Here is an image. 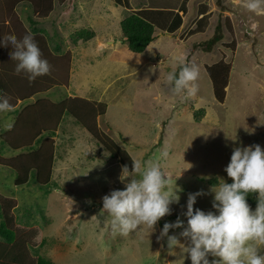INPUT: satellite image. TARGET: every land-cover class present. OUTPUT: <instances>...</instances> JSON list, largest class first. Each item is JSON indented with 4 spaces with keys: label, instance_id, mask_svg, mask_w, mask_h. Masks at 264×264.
I'll list each match as a JSON object with an SVG mask.
<instances>
[{
    "label": "rangeland",
    "instance_id": "rangeland-1",
    "mask_svg": "<svg viewBox=\"0 0 264 264\" xmlns=\"http://www.w3.org/2000/svg\"><path fill=\"white\" fill-rule=\"evenodd\" d=\"M136 1L147 2L132 0V5L140 4L134 3ZM201 1L191 0L186 4L189 10L182 18L181 29L170 34L160 32L144 51L132 53L125 48L126 41L119 27L120 15L122 19L127 12L114 5L113 0H41V8L47 6L45 2L50 3L45 10L50 15L38 26L39 30L30 25L26 30L33 36L46 35L42 49L38 47L42 58L51 66L50 74L31 82L24 73L5 77L7 93L15 91L13 96L18 94L17 102L22 104L35 99L36 102L25 106L27 111H19L22 113L19 119L7 120L16 126L11 136L16 137L22 147L1 155L7 163L0 164L10 167L8 163H13L11 169L17 173L16 184H28L16 186L12 170L0 167V223L1 219H7L16 231L12 244L0 241V264H21L22 258L18 256L21 251L33 260L36 255L43 256L55 264H190L179 247L168 250L166 240L157 241L163 224L177 217L184 219L182 213L186 210L189 193H204L197 197L194 208L214 211L212 188L215 190L223 180L231 181L224 169L232 148L254 144L264 148V14L250 12L245 0H206L212 4L213 11L208 28L181 40L179 35L190 25ZM102 5V11L96 13ZM107 5L115 10L116 16L106 13ZM23 9L20 6L18 11L22 14ZM40 11L35 15L44 14ZM27 12L26 8L23 14ZM225 17L229 19L231 32L222 24ZM218 23L222 24V30L215 32ZM80 29L94 31L105 44L114 40L120 49L116 57L123 53L120 81L112 89H106L102 95V90L95 89L86 102H70V106L64 108L69 107L68 112H73L77 105L86 107L85 103L97 105L96 101H100L102 107L97 106L99 129L94 126L92 134L82 128V119L72 114L64 116L70 122L65 121V125L58 127L50 112L59 110L53 101L68 99V82H73L77 95L83 93L80 79L74 81L68 74V57L61 53L71 48L76 55L81 50L78 45L84 41H78L76 46L71 43L73 33ZM23 33L20 31L17 38H23ZM219 33H222L221 39L210 51L204 50L208 40ZM231 42L233 46H228ZM57 46L60 53L56 52ZM160 57L163 64L159 62ZM178 58L199 72L195 81L198 92L191 99L174 96L162 87L167 73L177 67ZM221 59L228 62L231 69L224 101L219 103L205 65ZM77 61L80 63L76 56L75 68ZM112 80L113 77H109L104 82ZM15 100L10 103L13 105ZM104 105H108L105 112ZM88 110L87 117H94L95 111L91 107ZM90 121L86 122L89 127L93 126ZM51 128L56 132L57 141L48 180L47 149L36 148L40 152L38 159L44 156L45 161H34L33 152L20 149L34 144ZM5 131L0 130V134ZM11 136L6 139L11 141ZM53 146L52 143V149ZM165 150L168 151L166 158L161 156ZM136 160L159 163L169 177V188L180 189V201L171 206L172 214L158 222L154 233L149 234L150 230L141 226L127 236H113L111 217L102 209V197L111 190L123 189L122 167L127 165L131 171L132 162ZM213 178L218 180L217 186L208 183ZM38 182L43 187H39ZM10 226L4 225L14 231ZM180 231L182 229L170 230L169 234L178 236ZM178 238L181 243H188Z\"/></svg>",
    "mask_w": 264,
    "mask_h": 264
},
{
    "label": "clouds",
    "instance_id": "clouds-1",
    "mask_svg": "<svg viewBox=\"0 0 264 264\" xmlns=\"http://www.w3.org/2000/svg\"><path fill=\"white\" fill-rule=\"evenodd\" d=\"M245 7L258 15L264 14V0H245ZM0 46L13 49L10 58L17 61L16 74H26L30 82L50 74L51 66L42 58L31 33L22 39L5 36L0 39ZM177 67L167 73L162 87L174 96L195 97L198 69L179 58ZM13 110L9 98L0 92V115ZM12 126L9 121L5 129L11 130ZM161 156L166 158L168 151ZM224 171L232 182L223 180L215 190L212 188L214 211L194 208L197 197L204 193H189L182 213L184 219L166 221L156 239L166 240L168 250L179 247L190 264H264V148L259 144L233 147ZM120 180L124 182L122 190H111L102 197V209L111 217L113 236H127L141 226L150 230L149 234L154 233L158 222L172 214L171 206L179 204L180 189L169 188V177L159 163L136 160L131 171L124 165ZM253 193L257 194L254 210L247 202ZM175 229H182L178 236L188 242L186 245L176 234H169Z\"/></svg>",
    "mask_w": 264,
    "mask_h": 264
},
{
    "label": "trees",
    "instance_id": "trees-1",
    "mask_svg": "<svg viewBox=\"0 0 264 264\" xmlns=\"http://www.w3.org/2000/svg\"><path fill=\"white\" fill-rule=\"evenodd\" d=\"M47 1V0H46ZM153 1V0H151ZM150 3L149 4H155V3ZM167 1V2H166ZM170 0H165L166 5L164 7H153L150 6V8L146 9H138L135 11H131L129 8V0H113V2L120 6L121 8L125 9L127 12L124 18L120 21V29L121 33L123 34V38L126 41V48L129 52L132 53H140L144 51V49L154 40V32L155 31H161L165 33H174L176 32L182 25V18H183V12H186V4L190 0H181L179 9L175 11L172 9V1ZM13 3H18V7L22 6L23 8H28V12L26 14V21L28 25L32 26L33 28H37L36 30H39L40 28L38 26H42L43 22L49 17L46 12L49 9L50 3H47V6L41 8V0H0V11L3 10L7 5L13 4ZM41 13L43 12L44 14H40L35 16L34 12H37L39 10ZM46 10V11H45ZM54 10V9H53ZM180 13H179V12ZM54 11H52L53 13ZM34 15V16H33ZM211 17V12H208V6L207 2H201L197 10L195 12V16L192 18L190 25L188 28L181 34L183 38L187 39L195 34L198 33H203L209 26V19ZM227 27V31L231 32L232 28L229 22L228 17H225L223 20V23ZM222 24L218 23L215 25L214 31H221L222 30ZM36 30L33 32L35 33ZM46 36V35H45ZM94 36V33L92 30L89 29H80L78 32L75 31L71 37V43L76 44L78 40H83L86 41ZM222 36V33H219V35H214L212 36L208 42L205 44V49L206 51H210L212 45L216 43V41L220 40ZM184 39V40H185ZM228 46H233V43H229ZM56 52L58 51L60 53V48L57 46ZM62 53V52H61ZM63 58V57H62ZM66 67V66H64ZM230 69L231 65L224 61V60H219L211 65H205V70L207 71V74L209 76V79L211 81L212 89H213V94L215 96V100L219 103H222L224 101L225 95H226V87L228 85L229 81V74H230ZM177 71H179V68L177 67ZM59 87V86H56ZM55 87V88H56ZM51 90V89H50ZM49 90V91H50ZM48 91H46L47 93ZM37 94V93H36ZM59 110L54 111L53 110V117L51 119H55V121L58 120L60 117V113H58ZM200 114L204 112L203 109H201ZM18 110L14 109L12 112H9L8 114H16L17 115ZM196 112L194 113V116L198 118V115L196 116ZM3 131V129H0ZM8 133L6 132L5 134H0V159L2 162L0 163H7V159L1 158L3 154H8L15 152L18 148L22 147L19 146L17 147L18 143L16 144L14 142V136H11L12 141L7 140ZM44 136L47 137H52L55 136V132L53 129H49L48 131L42 133V135L39 136L34 141V144L28 145V146H23L20 151H27L28 152H33V155L31 156L32 159H36L34 161H38V153H36V148L38 147V144L41 143V140ZM38 150V149H37ZM35 151V152H34ZM31 155V154H30ZM10 167H7L5 165H1L0 167H6L11 169L12 164L8 163ZM13 167V166H12ZM12 173L14 175L17 174L16 171L12 168ZM33 174V170L30 171ZM17 178V176H16ZM16 178H15V185L16 186H23L27 185L28 182L24 183H18L16 184ZM19 178L17 179V181ZM28 180V179H27ZM36 182V181H35ZM232 181H228L227 183H231ZM211 186H217L219 184L218 180L213 178L210 179L208 182ZM39 187H43L42 184L39 182L36 183ZM247 202L250 205V207L255 208L257 205V194L253 193L250 194V196L247 197ZM1 209V208H0ZM0 223V241L3 244L10 245L14 242L16 239V231L15 229L10 226V222L8 220H2L1 219ZM5 221V223L3 222ZM15 223V222H14ZM13 223V224H14ZM10 226L14 229L15 233L13 230H9L10 228L4 227ZM22 254H18L22 258L21 264H30L32 261V264H55L52 260L49 258L43 257V256H37L36 259L33 260L31 257H28L23 251H21Z\"/></svg>",
    "mask_w": 264,
    "mask_h": 264
},
{
    "label": "crops",
    "instance_id": "crops-1",
    "mask_svg": "<svg viewBox=\"0 0 264 264\" xmlns=\"http://www.w3.org/2000/svg\"><path fill=\"white\" fill-rule=\"evenodd\" d=\"M131 1L132 0H129V7H130L129 9L131 11H135L138 9L150 8V6L164 7L166 5V3H163V2H165V0H153V1L147 0V2L144 4L142 1L134 2V3H140L138 5H132ZM150 1H151V3H155V4H149ZM170 1L173 2L172 3V7H173L172 9L177 11L179 9V6H180L179 3H181V0H170ZM203 2H204V0H203ZM188 3H189V1H188ZM114 5H116V4L114 3ZM103 6L104 5L99 6L100 11H96V13H100L103 9ZM207 6H208V12H211V15H212V13H213V11H211L212 10V7H211L212 4L207 2ZM197 7L198 6H196V10H197ZM26 8L23 9V12L21 14L18 11V9H19L18 3H13V4H11V6L7 5L3 10L0 11V39H3V37H5V36H16L17 37V34L20 31L25 32V33L21 34L22 36H24V34H27L28 30H26L27 29L26 26L28 25V23L26 21V17L24 18L22 16V15L26 16L27 13L23 14L26 11ZM106 8L108 9V11L106 13L110 14V12H111L114 16H116V12L113 8L110 9L109 5H107ZM188 10H189V8L186 5V12H183L184 16L186 15V13H188ZM196 10H195V12H196ZM52 11H55V8ZM35 14H37V12H34V15ZM35 16H37V15H35ZM101 18L102 17L100 16V19ZM120 18H121V15L119 17V23L122 20ZM191 20H190V22H191ZM10 22H11V24H10ZM119 27H120V25H119ZM181 27L179 29H181ZM160 32L161 31H158V30L154 32L155 38L159 37L158 34ZM93 33H94V36L92 38L84 41V44L80 43L78 45V42L76 44H74L75 46L78 45L81 48V50L85 51V53H82V51L80 50L76 53V55H74V49H71V48L63 51L64 53L62 52L63 57H66V58L68 57V60H69L68 61V70H67L68 74H70V77L73 78V80L74 79L78 80V78L80 79V81L82 83L80 82L79 86L83 89V93L80 95H77L74 92V89L72 87L73 82L72 83L68 82V88H67L68 89V99L65 98V99H61L60 101H58V100L53 101L55 103V107L59 106L58 113H60V117L56 121L58 127H60L61 124L65 125L66 124L65 121H68V119L64 117L65 115L72 114L76 118L82 119V126H83L82 128H84V130L87 129L91 134L94 131L93 130L94 126L97 127V130L99 129L97 117H98V113H100V111L97 110V106L102 107V103L100 101H96L97 105L85 103L84 106H86L87 108L82 107L83 105H77L76 110L73 112H68L69 107H68V109H65V110H64V108H67V106H70V102L71 103H78V104L84 103V101L86 102V100L89 99V95L91 94V92L94 91L95 89L102 90L101 95L106 93V89H108V88L112 89L114 84H116V82L120 81V80H118V78L120 77L119 75H120L121 68H123V66H121V65L124 64V62H122L120 60L121 59L120 57H122L123 53L120 54V56L116 57L117 54H119V50H120L119 49V43L110 39L109 42H107L105 44L103 39L102 40H101V38L98 39V37H100L99 35L97 36V34L94 31H93ZM161 33L164 34L165 32H161ZM109 36L111 38L110 34H109ZM179 37L181 40L185 39V38H183V36H181V34L179 35ZM34 38H35L37 45L42 49L43 42L46 40L47 37L45 35H43V36L35 35ZM18 39H22V38L18 37ZM78 41H83V40H78ZM88 47H91V48L88 49ZM12 51H13V49L10 46H7V47L0 46V92H2L7 98H9V101H11V102H13L12 100L16 99L15 103L12 106H13V109L18 110V113H17V115L16 114L11 115L8 113L0 115V128H2V129H5V125H6L8 119H12L13 122H14L15 118H16V120L19 119L21 117L20 114H22L19 111L26 110L25 106L34 104V102H36V99H35V101L29 100L28 103L24 102L21 104L20 101L17 102L18 94L16 93L13 96L15 91H10V93H7L8 90H6L5 85H6L8 80L6 81L5 79H7V78H5V77L14 76V73H16L15 68H16L17 61L10 58ZM41 52H42V50H41ZM60 56H61V54H60ZM76 56H77V58L78 57L80 58V63H78V61H77L76 68H75V64L73 61L76 58ZM82 60H84V62ZM163 61L164 60L160 57L159 62L161 64H163ZM10 62H11V64H9ZM73 65H74V68H73ZM79 70H80V73H78ZM74 71H75V73H74ZM109 77H113V80H112L113 82L110 81L106 84L104 81H106V78L108 79ZM74 81H76V80H74ZM7 94H8V96H7ZM111 94H112V91H111ZM112 96H113V94H112ZM10 99H12V100H10ZM88 104H90V106H88ZM104 106H105V109H104V112H105L107 110L106 108L108 105H104ZM89 107H91L96 113L94 115V117H92V118L87 117V114L89 113V110H88ZM65 111H67V112H65ZM50 112H53V110H51ZM18 114H19V116H18ZM9 115H11V117L7 118ZM49 115H50V113H49ZM45 119H47V117H45ZM89 120H91L90 122L93 123V126H91V127H89L86 124V122H89ZM68 122H70V121H68ZM13 125H14V123H13ZM86 126L88 128H86ZM15 127L16 126L14 125V126H12L11 130L5 129L6 131L4 132V134L7 132L8 133L7 137H10L12 132H14ZM80 132H82V131H80ZM55 134H56V132H55ZM45 138H44L45 141L41 142L40 146L37 148L39 150H42V148H45L48 151V153L46 154V158L48 160L47 164L50 163L48 165V166H50V171L48 173L49 176L47 177V179L49 180L50 174L52 173L53 166H54V161H55L54 157L56 156L57 137L55 135L52 137H45ZM11 141H12V139H11ZM18 141L19 140L16 137H14V142L16 144L18 143V145H16V146L17 147L22 146V144L19 145ZM52 143L54 145L53 149L51 148ZM39 150L36 149V153H40ZM41 159L42 160L44 159V161H45L44 156L39 158V160H41ZM43 163H44V165H43V167H44L46 163L45 162H43Z\"/></svg>",
    "mask_w": 264,
    "mask_h": 264
}]
</instances>
